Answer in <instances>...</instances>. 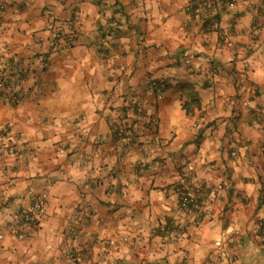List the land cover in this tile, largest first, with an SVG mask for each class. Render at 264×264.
I'll return each instance as SVG.
<instances>
[{"label": "crops", "instance_id": "obj_1", "mask_svg": "<svg viewBox=\"0 0 264 264\" xmlns=\"http://www.w3.org/2000/svg\"><path fill=\"white\" fill-rule=\"evenodd\" d=\"M185 6L0 0V75H26L17 103L0 92V264H264V0H223L218 28ZM70 24L74 48L53 50ZM184 184L202 188L199 220L179 212ZM43 192L42 222L15 236Z\"/></svg>", "mask_w": 264, "mask_h": 264}, {"label": "built area", "instance_id": "obj_2", "mask_svg": "<svg viewBox=\"0 0 264 264\" xmlns=\"http://www.w3.org/2000/svg\"><path fill=\"white\" fill-rule=\"evenodd\" d=\"M186 6L185 11L188 16L187 25L190 23L200 21L202 24H211L213 27L218 28L219 27V19L217 17V8L222 3L223 0H185ZM235 2L232 1L229 3V7H234ZM1 10L3 12L6 11V6H1ZM79 17H77V20ZM76 20V21H77ZM50 23L51 27L56 23L55 16H50ZM113 28H118V23H113ZM54 38L50 42V46L53 50H57L59 48H63L66 51H70L75 46V40H76V33L75 28L73 24H70L67 27L66 32H62L60 30H57L54 28L53 30ZM190 62L187 61V64ZM44 67H47V64L44 65ZM14 69V65L11 62H6L4 66V74L11 73ZM22 70V69H21ZM245 83V79L242 78L240 80V85ZM155 85V84H154ZM0 92L5 93L8 96V99L12 103H17L21 99V95L16 92L14 83L11 81V83H7L6 81L0 79ZM131 133L129 128L122 127L117 132V137L124 141L129 143V139L131 138ZM126 144V145H127ZM11 153H15V148H11ZM59 154L64 153L65 151V145L59 146L57 149ZM188 182V181H186ZM219 190H229V185H220L218 186ZM176 193L179 198V212L181 214L185 215H194L197 220L203 217L204 215V209L201 206V199L200 196L202 194V188L199 185H190V184H184L182 186H179L176 188ZM47 200H48V194L46 192H43L41 194H38L34 197L33 202L30 207L23 209L20 212L19 218L12 227L11 231L15 236L18 237H26L30 232L34 231L36 228H38L39 224L42 222L43 218L46 215L47 211ZM261 204L264 206V195L261 200ZM161 230L167 234L169 240H175L177 237V228H172L171 226L164 225ZM258 231L261 232L264 238V222L258 223ZM73 233V232H72ZM74 234V233H73ZM2 238V236H0ZM216 246L218 247H224L223 243L221 241L216 242ZM77 251H73L69 258L71 260H76Z\"/></svg>", "mask_w": 264, "mask_h": 264}, {"label": "trees", "instance_id": "obj_3", "mask_svg": "<svg viewBox=\"0 0 264 264\" xmlns=\"http://www.w3.org/2000/svg\"><path fill=\"white\" fill-rule=\"evenodd\" d=\"M118 29L119 28L116 29V32H114L115 30H113V31L112 30H108L107 31V30L100 29V34H101L102 37H108V36H115L116 37V36H118V33H119L117 31ZM15 75H17L19 77V79L24 77V76H26L24 74L23 70H21L20 68L14 66V69H13L11 74H9V73L8 74L7 73L4 74L3 73L2 75H0V79L1 80L4 79V81H6L7 83H11V81H12L11 80V76H15ZM14 86H15V83H14ZM161 87H162V84L159 83V85H157V87L154 90L155 91H159L161 89ZM190 99H191L190 101L186 102L183 105V108H184V110L186 111V113L188 115L193 114L195 108H198L201 105L200 99L198 98V95L196 93H194V94L192 93Z\"/></svg>", "mask_w": 264, "mask_h": 264}]
</instances>
